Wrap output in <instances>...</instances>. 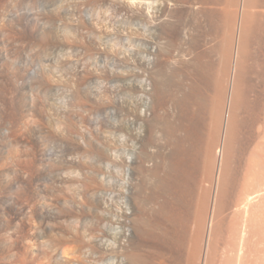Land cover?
<instances>
[{
  "label": "rangeland",
  "instance_id": "374dc122",
  "mask_svg": "<svg viewBox=\"0 0 264 264\" xmlns=\"http://www.w3.org/2000/svg\"><path fill=\"white\" fill-rule=\"evenodd\" d=\"M18 1L7 0L5 4L14 10V16L21 17L25 23H32L33 19L44 20L51 13L58 11L54 0H34L29 7L19 5L17 7ZM177 1L159 0L153 10L159 5L169 8L176 3L174 13L161 19L156 18L155 14H152V9L151 13L147 8L152 0L97 1L93 5L91 14L97 17L95 23L100 41L108 34H113L115 37L113 62L108 60L106 63L87 66L90 73L88 75V70L82 66V53L65 51V60L73 66L67 70L71 80H75V76L80 73L82 80H85L83 76L91 79L92 71L98 81H92L91 88H97L98 94L103 98L97 111L90 109V112L83 113L82 130L72 137V141L78 143L79 135L92 134L94 137L98 136L103 147L106 148L108 134L104 127L109 118L114 117L115 151L113 167H106L105 151L101 152L97 163L101 175L94 206L99 211L96 235L99 236L100 247H96L95 252L79 251L76 245L68 244L67 256L63 258L60 254H53L52 264H129L127 250L131 248H134L133 252L140 260L138 264H159V261L154 259L155 250L150 247L153 241L152 234L154 233L153 238L160 236L161 228L158 224L164 222L163 218L167 213V206L173 200V193L172 191L169 193L164 187L159 189L160 192L157 190L155 200L148 199L146 195L142 197L145 192L143 193L144 189H141L142 177L137 172V166L143 165L146 174L149 171L146 181L150 189H147V192H151V187L158 182H166V177L163 175L154 177L151 171L168 166L172 162V157L176 153L175 148L184 135L185 121L179 122V106L172 102H177L185 92L192 95L197 93L189 89L191 80L188 79L196 81L201 78V62L206 60L215 64H220L221 61L226 63L225 68H228L225 76L228 81L227 99L222 114L224 118L220 129L215 125L211 130L212 136L208 142L210 159L214 157L215 161L212 177L205 181L210 186L207 224L211 231L206 230L201 241L198 262L200 264L204 261L206 264H264V0H254V2L240 0L239 4L244 5V11H238V7L235 6L232 9L234 11L230 12L232 15H228L230 14L228 12L226 13L228 17L225 15V18L222 17L224 19L219 17L221 9L217 5L202 6L204 4L196 2L197 0ZM235 9L238 13L237 17L234 16ZM69 11L76 12L77 6L69 7ZM142 11L147 12L142 15L144 17L140 15ZM2 18L0 15V33L15 37L16 33L9 22H4ZM141 25L145 26L142 28ZM209 26L216 31L213 32ZM241 26L246 27L245 32L241 30L240 33ZM69 28L73 33L85 30L83 27ZM142 29H145V32ZM238 39L243 41L244 47L241 51H238L236 44ZM221 40L223 42H220ZM148 44H151L152 48H146ZM163 47L165 50L162 49ZM225 47L227 50L224 49ZM27 48L13 61V66L17 69L26 67L31 75L35 76L38 71L36 64L38 57L34 50ZM3 50L4 47L0 43V52ZM236 54L241 65L235 68ZM226 58L230 59L229 63L228 60L224 61ZM161 66L166 68L163 76L169 84L168 88H171L168 91V98L164 99L167 101L163 104H160L156 94L153 73ZM188 67L192 69V75L186 78L184 72L186 73ZM110 70H113L114 78L112 97L108 95V85L102 79L104 71L109 74ZM236 73L237 77L234 76ZM233 87L236 88L235 92L232 91ZM198 93L200 96L202 94L205 100L195 95L197 102L194 100L196 97H193L192 103H198L199 100L209 103L202 90ZM234 93L239 97L237 104L236 98L233 97ZM173 95L176 96V100L171 99L174 98ZM67 99L59 102L65 104ZM231 106L234 113H231L228 120L226 115ZM230 120L232 122L229 126L225 150L222 148V152L225 151L224 164L219 169L218 153L224 140L225 124ZM206 126L210 128L208 124ZM182 145L188 148V141L183 140ZM86 165L89 166L88 163ZM153 191H156V188ZM252 192L258 198L255 197L256 199L248 204L246 199ZM141 207L149 217L146 229L148 226L149 228L153 226L150 230L145 229V232L150 231L147 234L151 239L141 237L133 221L127 220L128 215L130 217L132 213L138 214ZM213 213L216 217L212 220L211 227L210 216ZM4 218L3 213L0 212V221ZM14 229L16 231L12 235L0 237V264H21L19 250L14 247L18 243L17 222L14 223ZM87 233L89 232L84 234ZM208 242L209 246H207ZM42 251L51 255L46 249Z\"/></svg>",
  "mask_w": 264,
  "mask_h": 264
},
{
  "label": "bare ground",
  "instance_id": "6f19581e",
  "mask_svg": "<svg viewBox=\"0 0 264 264\" xmlns=\"http://www.w3.org/2000/svg\"><path fill=\"white\" fill-rule=\"evenodd\" d=\"M33 1L19 0L17 7L18 5L29 7ZM97 1L100 0H54L58 11L51 13L52 15L45 19L42 18L44 20L33 19L32 23H25L21 17L14 16V10L5 4L7 0H0L2 20L9 22L16 33L15 37L0 33V43L4 47L3 52H0V212L5 217L0 221V237L15 233L14 223L17 222L18 243L14 247L19 250L21 264H52L53 254H60L63 258L67 256L68 244L76 245L79 251L95 252L96 247H100V239L96 235L99 211L94 206L101 175L97 163L101 152L105 151L106 167H113L115 120L114 117L109 118L104 127L108 134L106 148L103 147L99 137H94L92 134L79 135L78 143L72 141V137L82 130L83 113L90 112V109L97 111L103 98L98 94L97 88H91L92 81H98L92 71L91 79L83 76L85 80H82L80 73L75 76V80H71L67 70L73 66L65 60L66 50L82 53V66L88 70V75L90 73L87 66L106 63L108 60L113 62L115 37L113 34H108L100 41L95 23L97 17L91 14L93 5ZM239 1L197 0L196 2L204 4H201L202 6H219L221 9L219 17L224 19L228 17L226 13L234 11L232 9L235 6L238 7V11H244V5H240ZM175 4L169 8L159 5L152 9L153 13L150 12L155 14L156 18L169 17L176 9ZM75 6L77 11L70 13L69 7ZM144 12L138 13L142 16L147 13ZM235 12L234 16L237 17L238 13ZM231 13L228 15H232ZM70 26L83 27L85 30L73 33L70 31ZM144 26L141 25L142 28ZM215 26L217 28V25ZM209 27L211 29L212 26ZM245 28L241 26L240 33L241 30L245 32ZM242 42L238 39L236 43L238 51L244 47ZM26 47L31 51L34 50L38 57L36 63L38 71L35 76H32L26 67L17 69L13 66V61L24 53ZM146 48L150 49L152 45L148 44ZM162 49L165 50L164 47ZM235 58L236 68L241 62L238 54ZM227 60L224 59L226 62ZM208 61L201 62V78L196 81L188 79L192 82L188 87L196 91L195 95L201 100L203 95L200 96L198 91L202 90L209 103L199 100L198 103L201 104L198 105L195 103L197 97L190 92L181 95L178 98L181 99L179 102L178 100L172 102L179 106H175L179 108V122L185 121L184 135L175 148L176 153L172 157V162L168 166L151 171L154 177L158 175L166 177V182L160 181L156 185L154 183L155 187L152 185L154 188L151 187V192H147V189H150L146 181L149 171L146 174L143 165L137 166V172L142 177L141 189H144L143 193L145 192L142 197L146 195L148 199L155 200L156 193L164 187L169 193L170 191L173 193V200L167 206L165 217H162L164 222L158 224L161 228L160 236L153 238L154 233L152 234L153 241L150 247L155 250L154 259H157L159 264H200L198 253L201 241L206 230L211 231L207 224L210 186L205 181L211 179L215 161L214 157L210 159L208 142L212 136L211 130L215 125L220 129L224 118L222 114L227 99L228 81L225 71L227 72L228 67L225 68L226 63L222 61L220 64ZM165 72V66L158 67L153 72L160 104L166 103L164 101L167 100L164 99L171 89L164 79ZM191 72L192 69L188 67L187 74L184 72L186 78ZM103 74L102 79L109 88L108 95L112 97L113 70H110L109 74L104 71ZM234 76L237 77V73ZM235 80L236 78L234 82ZM232 91L235 92L236 88L233 87ZM173 97L172 100L177 99L176 96ZM193 97H196L195 104L191 102V99L194 101ZM233 97L236 98L237 104L239 97L235 93ZM65 98L68 99L64 104ZM60 100L63 102H59ZM91 104L92 107L89 106ZM231 113H234L232 106L226 115L228 120ZM231 120L224 127V140L218 153L219 169L224 164V147ZM183 140L188 141V148L182 145ZM212 155L214 156L213 153ZM155 188L156 191H153ZM250 194L246 199L248 204L257 197L253 192V195ZM127 217V220L133 221L141 237L151 239L147 234L150 231L145 232L149 217L143 207L138 214L132 213ZM210 217L212 227V220L216 214L213 213ZM151 228L153 226L150 228L148 226L147 229ZM86 232L89 233L84 234ZM42 249H46L51 255H47ZM127 251L129 264H138L140 260L133 252L134 248ZM202 264H206L205 261Z\"/></svg>",
  "mask_w": 264,
  "mask_h": 264
},
{
  "label": "clouds",
  "instance_id": "9594fccd",
  "mask_svg": "<svg viewBox=\"0 0 264 264\" xmlns=\"http://www.w3.org/2000/svg\"><path fill=\"white\" fill-rule=\"evenodd\" d=\"M157 3H159V0H152V2L148 3L147 7H148L149 11H150L152 8L156 7V4H157Z\"/></svg>",
  "mask_w": 264,
  "mask_h": 264
}]
</instances>
